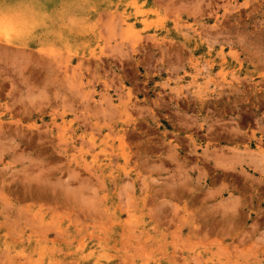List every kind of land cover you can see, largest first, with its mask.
Returning a JSON list of instances; mask_svg holds the SVG:
<instances>
[{
  "label": "rangeland",
  "instance_id": "rangeland-1",
  "mask_svg": "<svg viewBox=\"0 0 264 264\" xmlns=\"http://www.w3.org/2000/svg\"><path fill=\"white\" fill-rule=\"evenodd\" d=\"M0 264H264V0H0Z\"/></svg>",
  "mask_w": 264,
  "mask_h": 264
}]
</instances>
